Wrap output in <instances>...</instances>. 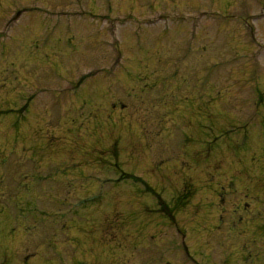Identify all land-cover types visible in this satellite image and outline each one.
Returning <instances> with one entry per match:
<instances>
[{"label":"rangeland","instance_id":"obj_1","mask_svg":"<svg viewBox=\"0 0 264 264\" xmlns=\"http://www.w3.org/2000/svg\"><path fill=\"white\" fill-rule=\"evenodd\" d=\"M0 264H264V0H0Z\"/></svg>","mask_w":264,"mask_h":264},{"label":"flooded vegetation","instance_id":"obj_2","mask_svg":"<svg viewBox=\"0 0 264 264\" xmlns=\"http://www.w3.org/2000/svg\"><path fill=\"white\" fill-rule=\"evenodd\" d=\"M223 188V187H222Z\"/></svg>","mask_w":264,"mask_h":264}]
</instances>
